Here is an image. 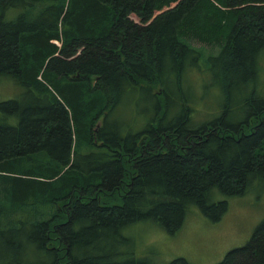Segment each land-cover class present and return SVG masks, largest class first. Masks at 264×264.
<instances>
[{
    "label": "trees",
    "instance_id": "trees-1",
    "mask_svg": "<svg viewBox=\"0 0 264 264\" xmlns=\"http://www.w3.org/2000/svg\"><path fill=\"white\" fill-rule=\"evenodd\" d=\"M191 37L228 41L207 65L230 76L226 99L240 94L258 71L264 0H0V83L16 90L0 100V264H148L125 227L153 219L173 234L192 204L217 220L227 204L213 188L240 195L264 177L255 91L241 125L224 111L192 130L164 124ZM155 87L163 119L157 107L148 130L125 132L115 112ZM217 264H264V219Z\"/></svg>",
    "mask_w": 264,
    "mask_h": 264
},
{
    "label": "rangeland",
    "instance_id": "rangeland-1",
    "mask_svg": "<svg viewBox=\"0 0 264 264\" xmlns=\"http://www.w3.org/2000/svg\"><path fill=\"white\" fill-rule=\"evenodd\" d=\"M222 44L227 45L228 41H201L191 37L186 44L191 47L188 57L190 61L187 63L192 61L194 64L183 71L182 76L185 74V77L179 87L172 86V91L168 93L171 102L164 124L175 125L178 120L186 128L181 127V130H192L218 119L224 111V124L234 127L236 124L241 125L248 117L247 108L244 107L248 97L244 95L252 90L255 95L264 97V41L256 53L258 71L249 74L246 89H240V94L231 89L229 99L225 95L230 89L227 87L230 76L222 73L221 63L215 59L210 67L207 65L210 57L223 50ZM254 74L257 75L255 83ZM159 90L156 87L151 90L155 100H148L146 92H134L117 109L116 117L126 121L125 132L128 129L132 132L148 130L149 119L155 117L157 107L161 112L158 118L163 119L166 106L162 98L157 99ZM15 93L12 81L4 80L0 83V100L12 98ZM209 201H226L225 212L213 220L192 204L188 207L182 225L173 234H168L153 219L140 220L125 227L122 235L129 240L128 249L134 256L148 260V264H168L178 257L184 258L189 264H217L226 252L245 244L258 223L264 219V177L253 179L248 189L240 195L225 196L213 188ZM113 204L111 202L109 206ZM120 249L126 252L127 247L122 244Z\"/></svg>",
    "mask_w": 264,
    "mask_h": 264
}]
</instances>
